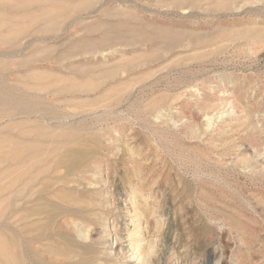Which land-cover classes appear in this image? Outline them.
Masks as SVG:
<instances>
[{"label": "rangeland", "instance_id": "1", "mask_svg": "<svg viewBox=\"0 0 264 264\" xmlns=\"http://www.w3.org/2000/svg\"><path fill=\"white\" fill-rule=\"evenodd\" d=\"M0 264H264V0H0Z\"/></svg>", "mask_w": 264, "mask_h": 264}, {"label": "bare ground", "instance_id": "2", "mask_svg": "<svg viewBox=\"0 0 264 264\" xmlns=\"http://www.w3.org/2000/svg\"><path fill=\"white\" fill-rule=\"evenodd\" d=\"M20 103H21V102H20ZM68 152H71V149H70V151L68 150ZM72 153H73V151H72ZM80 153H81V156H82V152H80ZM78 154H79V152H78ZM78 154H75V157H76ZM79 155H80V154H79ZM65 157H67V156H65ZM71 157H72V156H71ZM75 157H73V158H75ZM36 158H38V157H36ZM57 158H58V157H57ZM68 158H70V155L68 156ZM68 158H66V159L64 158V161H68V160H67ZM77 158H78V157H77ZM70 159H71V158H70ZM79 159H80V158H79ZM36 160H37V159H36ZM72 160H73V159H72ZM81 160H82V159H81ZM64 161H63V163H64ZM58 162H59V161H58ZM78 162H80V161L78 160ZM81 162H82V161H81ZM81 162H80V163H81ZM61 163H62V162H61ZM61 163H60V165H61ZM63 163H62V164H63ZM66 163H67V162H66ZM68 163H69V161H68ZM71 163H74V162H70V163L67 164V165H71ZM56 165H57V164H56ZM63 165H65V164H63ZM63 165H62V168H63ZM67 165H66V166H67ZM72 165H73V164H72ZM72 165H71V166H72ZM78 165H79V164H78ZM81 165H82V164H81ZM66 166H65V168L67 169L66 171L68 172V170H70V169H68L69 167L67 168ZM76 166H77V164H76ZM39 167H40V166H39ZM43 167H44V166H43ZM41 168H42V167H41ZM65 168H64V170H65ZM70 168H71V171L74 169L73 167H70ZM72 168H73V169H72ZM38 171H39V170H38ZM126 228H127V227H126ZM137 257H138V256H137Z\"/></svg>", "mask_w": 264, "mask_h": 264}]
</instances>
